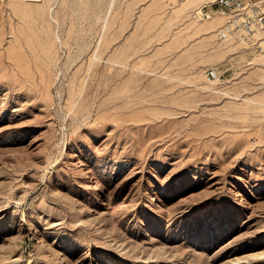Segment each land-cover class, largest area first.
I'll use <instances>...</instances> for the list:
<instances>
[{
  "label": "rangeland",
  "instance_id": "rangeland-1",
  "mask_svg": "<svg viewBox=\"0 0 264 264\" xmlns=\"http://www.w3.org/2000/svg\"><path fill=\"white\" fill-rule=\"evenodd\" d=\"M213 1L0 0V264H264V49Z\"/></svg>",
  "mask_w": 264,
  "mask_h": 264
},
{
  "label": "built area",
  "instance_id": "built-area-1",
  "mask_svg": "<svg viewBox=\"0 0 264 264\" xmlns=\"http://www.w3.org/2000/svg\"><path fill=\"white\" fill-rule=\"evenodd\" d=\"M212 11H202L203 16L209 17L216 13L223 22L218 31L220 39L233 36L248 42L251 46L263 50L264 39V0H214L211 3ZM263 37V39H259ZM209 80L221 78L215 69L207 70Z\"/></svg>",
  "mask_w": 264,
  "mask_h": 264
},
{
  "label": "bare ground",
  "instance_id": "bare-ground-1",
  "mask_svg": "<svg viewBox=\"0 0 264 264\" xmlns=\"http://www.w3.org/2000/svg\"><path fill=\"white\" fill-rule=\"evenodd\" d=\"M211 3V2H210ZM200 11H201V14L203 13L202 12V6H201V8H200ZM202 16H203V14H202ZM201 16V17H202ZM218 16V15H217ZM195 17H197V18H200L198 15H196ZM212 17H215V16H212V15H210L209 17H205V16H203V18H205V19H209V18H212ZM219 17V19H220V22H221V24H222V22H223V19H222V17L221 16H218ZM203 20V19H202ZM201 20V21H202ZM221 27V26H220ZM259 39H263V37H261V38H259ZM262 41V45H263V47H264V39L263 40H261ZM220 80V78L219 79H216V80H210V82L211 83H215V82H217V81H219Z\"/></svg>",
  "mask_w": 264,
  "mask_h": 264
}]
</instances>
